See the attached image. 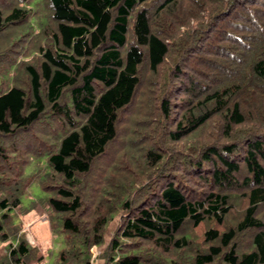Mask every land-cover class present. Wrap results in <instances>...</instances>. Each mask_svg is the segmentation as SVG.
I'll return each mask as SVG.
<instances>
[{
  "label": "trees",
  "instance_id": "obj_1",
  "mask_svg": "<svg viewBox=\"0 0 264 264\" xmlns=\"http://www.w3.org/2000/svg\"><path fill=\"white\" fill-rule=\"evenodd\" d=\"M31 213L54 264H264V0H0V264Z\"/></svg>",
  "mask_w": 264,
  "mask_h": 264
},
{
  "label": "rangeland",
  "instance_id": "obj_2",
  "mask_svg": "<svg viewBox=\"0 0 264 264\" xmlns=\"http://www.w3.org/2000/svg\"><path fill=\"white\" fill-rule=\"evenodd\" d=\"M42 195H44V193L38 186L37 179H34L23 196V205H28L32 199ZM27 217L28 215L19 216L17 214L18 221H21L23 227L25 228L27 239L28 236H30L31 242L33 238L34 242L39 246V248L46 252L44 264H54L56 255L63 244L61 234L58 232L55 234L52 233L47 225L45 216L38 217L31 213L29 215L30 218L27 219ZM93 253L97 254L95 247H93ZM93 262L91 264H93Z\"/></svg>",
  "mask_w": 264,
  "mask_h": 264
},
{
  "label": "crops",
  "instance_id": "obj_3",
  "mask_svg": "<svg viewBox=\"0 0 264 264\" xmlns=\"http://www.w3.org/2000/svg\"><path fill=\"white\" fill-rule=\"evenodd\" d=\"M93 264H102V261H101V260H98V259H96V260L93 262Z\"/></svg>",
  "mask_w": 264,
  "mask_h": 264
},
{
  "label": "built area",
  "instance_id": "obj_4",
  "mask_svg": "<svg viewBox=\"0 0 264 264\" xmlns=\"http://www.w3.org/2000/svg\"><path fill=\"white\" fill-rule=\"evenodd\" d=\"M28 239H29V241H30V236H28Z\"/></svg>",
  "mask_w": 264,
  "mask_h": 264
}]
</instances>
